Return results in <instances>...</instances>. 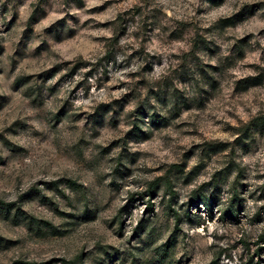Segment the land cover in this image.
<instances>
[{
  "label": "rangeland",
  "instance_id": "obj_1",
  "mask_svg": "<svg viewBox=\"0 0 264 264\" xmlns=\"http://www.w3.org/2000/svg\"><path fill=\"white\" fill-rule=\"evenodd\" d=\"M27 263L264 264V0H0V264Z\"/></svg>",
  "mask_w": 264,
  "mask_h": 264
},
{
  "label": "trees",
  "instance_id": "obj_2",
  "mask_svg": "<svg viewBox=\"0 0 264 264\" xmlns=\"http://www.w3.org/2000/svg\"><path fill=\"white\" fill-rule=\"evenodd\" d=\"M203 204L206 205L209 209L211 207L210 203L207 200H203ZM10 204H5V206H9ZM231 216L233 218L237 217V214L235 211H231ZM27 264H34V263H27Z\"/></svg>",
  "mask_w": 264,
  "mask_h": 264
}]
</instances>
